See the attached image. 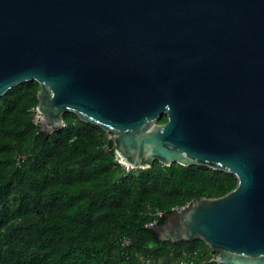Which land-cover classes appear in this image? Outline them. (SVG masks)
I'll return each instance as SVG.
<instances>
[{
	"label": "water",
	"instance_id": "1",
	"mask_svg": "<svg viewBox=\"0 0 264 264\" xmlns=\"http://www.w3.org/2000/svg\"><path fill=\"white\" fill-rule=\"evenodd\" d=\"M27 81L48 136L74 114L128 168L232 174L152 228L215 264H264V0H0V97Z\"/></svg>",
	"mask_w": 264,
	"mask_h": 264
},
{
	"label": "trees",
	"instance_id": "2",
	"mask_svg": "<svg viewBox=\"0 0 264 264\" xmlns=\"http://www.w3.org/2000/svg\"><path fill=\"white\" fill-rule=\"evenodd\" d=\"M38 89L27 81L0 97V264H144L141 256L194 253L199 240L161 241L152 227L192 200L226 194L236 178L158 161L126 169L111 136L74 114L48 136L35 119Z\"/></svg>",
	"mask_w": 264,
	"mask_h": 264
},
{
	"label": "rangeland",
	"instance_id": "3",
	"mask_svg": "<svg viewBox=\"0 0 264 264\" xmlns=\"http://www.w3.org/2000/svg\"><path fill=\"white\" fill-rule=\"evenodd\" d=\"M37 116H38V113L36 112L35 119L37 118ZM65 116H68V114H66ZM107 136L110 137L111 134L107 133ZM194 247H195L196 253L202 254V257L204 259H206L208 257H212L211 250L205 244H203L201 241H195ZM181 258H182L181 255H178V254L170 251L167 254H163V255L159 256L156 260H153L152 258L151 259L153 260L154 264H179ZM145 259H148V258L141 256L139 259L140 263H144L146 261Z\"/></svg>",
	"mask_w": 264,
	"mask_h": 264
},
{
	"label": "built area",
	"instance_id": "4",
	"mask_svg": "<svg viewBox=\"0 0 264 264\" xmlns=\"http://www.w3.org/2000/svg\"><path fill=\"white\" fill-rule=\"evenodd\" d=\"M65 125V123L63 122L61 124V126L63 127ZM126 169H129L128 167L124 166ZM213 257H208L206 259H204L202 257V254H197L196 251L192 254H188V253H183L182 254V258L179 262V264H213L214 262L212 261ZM144 264H154L153 261L148 258L146 259V261L144 262Z\"/></svg>",
	"mask_w": 264,
	"mask_h": 264
}]
</instances>
